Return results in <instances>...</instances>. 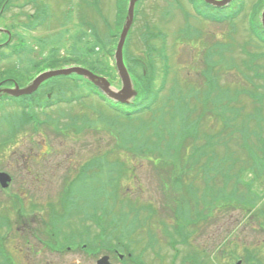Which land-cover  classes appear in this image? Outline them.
<instances>
[{"label":"rangeland","instance_id":"obj_1","mask_svg":"<svg viewBox=\"0 0 264 264\" xmlns=\"http://www.w3.org/2000/svg\"><path fill=\"white\" fill-rule=\"evenodd\" d=\"M42 2L50 4V0ZM126 2L85 1L86 17L104 41L97 52L89 50L95 39L88 38V26L80 25L81 10L65 18V8L56 5L62 1L54 0L47 27L30 32L25 28L26 14L33 11L12 8L0 16V27L8 26L14 34L11 44L23 42L27 53L0 59V80L8 78L25 87L49 71L89 66L112 90L120 91L113 44L106 45L110 38L116 42L114 36L121 32L118 12ZM259 2L244 0L243 12L224 25L203 22L184 5L190 14L187 28L198 32L196 44L209 57L206 64L212 70L213 89L205 88L203 77L197 78L205 57L193 52L194 43L181 34L182 13L175 11L165 27V12L175 7L167 0H143L124 51L125 56L144 57L145 63L154 65L155 74L149 75L148 83L151 88H165L154 106L131 118L90 99L39 112L49 97L60 94L59 88L65 95L78 92L65 78L53 80L30 96L37 119L45 123L37 132L25 121L21 108L0 105V171L14 175L10 187L0 193L2 257L7 255L14 264H90L91 260H82L85 254L79 248L67 250L70 242L64 237L92 227L91 215L98 213L107 228L100 243L109 241L119 249L125 245L144 264H236L248 256L264 264V44L249 28L264 9ZM241 9L232 3L221 13L230 16ZM147 26L154 32L167 30L168 64L172 65L167 84L163 83L164 62L156 54L160 44L145 40ZM5 41L0 35V43ZM151 47L155 62L147 51ZM48 57L53 61L49 63ZM76 58L79 64L67 61ZM192 62V67H198L194 77L188 76ZM142 66L134 65L137 74H142ZM146 99L145 94L141 101ZM67 154L72 162L69 168ZM96 158H100L97 163H89ZM87 163L95 167L91 170L95 175L73 186L80 199L67 220V216L60 218L65 211L60 199L75 198L64 193L67 181L77 177L81 166L82 178H88ZM233 191L234 201L229 199ZM211 199L225 205L212 212ZM243 201L248 210H242ZM55 209L60 217L52 227ZM20 210L26 211V217H16ZM198 215L202 218L196 222ZM8 218V225H1ZM17 220L25 221L27 232L20 229L18 233L12 224ZM120 235L124 239L119 244ZM105 251L100 249L101 256Z\"/></svg>","mask_w":264,"mask_h":264},{"label":"water","instance_id":"obj_2","mask_svg":"<svg viewBox=\"0 0 264 264\" xmlns=\"http://www.w3.org/2000/svg\"><path fill=\"white\" fill-rule=\"evenodd\" d=\"M138 0H131V4H130V8H129V15L127 18V22L126 25L124 27L122 36H121V40L119 42L118 45V49H117V53H116V63H117V68L120 74V77L123 81V90L121 92V95H118L116 93H113L110 91L109 89V84L106 82V80L104 79H99L97 77H95L93 74H91L89 71L84 70V69H79V68H73V69H67V70H62V71H53V72H48L45 73L41 76H39L33 83L31 86L27 87L26 89H19V87L17 86L15 89H9V90H4V92L11 94L13 96H22V95H28V94H32L33 92H35L40 84H42L43 82H45L46 80H49L53 77L56 76H61V75H70L73 73L79 74V75H83L85 77H87L88 79H90L92 82L96 83L101 89L102 91L108 95L111 98H120L123 96V98L126 100L132 98L133 96L136 95V93L133 91V87H132V83H131V79L130 76L127 72V69L124 65V61H123V47H124V43L126 40V37L128 35V32L130 30V27L133 23V17H134V6L135 3ZM232 0H224V1H215V0H206V2L217 6V7H223L225 5H227L228 3H230ZM262 26L264 28V12L262 14ZM3 179L2 182L6 183V181H8V178L6 175H2ZM106 260H103V262H105ZM106 264V263H103Z\"/></svg>","mask_w":264,"mask_h":264},{"label":"flooded vegetation","instance_id":"obj_3","mask_svg":"<svg viewBox=\"0 0 264 264\" xmlns=\"http://www.w3.org/2000/svg\"><path fill=\"white\" fill-rule=\"evenodd\" d=\"M65 163H67V167L66 168L72 167V162L70 160V155L69 154H67L65 156ZM76 169H77V167H76ZM8 174L12 177V181H13L14 175L11 172H8ZM78 175H79V173H78ZM12 181H11V183H12ZM78 181H79V179L76 178V177H74V179L72 180V182H68V184H70V185L71 184H75V183L77 184ZM2 192H4V189L0 187V193H2ZM1 202H3V201H0V205H1ZM22 213H23V211L20 210L18 212V216H16V217H18V218L26 217L25 215H22ZM19 222H20V220H17V221L12 222V224L15 227V229L16 230L18 229V231H20V229H23V232L24 231L26 232L27 229H28L27 225L25 224V227L21 228L20 227L21 223H19ZM7 223H8V221H7ZM92 223H93V226L92 227H88L87 229L83 230L80 233V234H83V235L81 236L80 241L79 240L77 241V244H78V248L79 249H87L89 247H92L93 248L92 255L91 254H86L83 251V253L85 254V256H84V258L82 260L88 259V260H91L89 262L90 264H95L99 260V258L101 257V255L99 254V247H100L99 230L96 231L97 222H96L94 216H92ZM27 243H28L30 249L33 248L30 242H27ZM113 250H114V252L106 254V255H108L110 257V259H113L116 255H118L117 250L116 249H113ZM95 256H97V257H95Z\"/></svg>","mask_w":264,"mask_h":264},{"label":"trees","instance_id":"obj_4","mask_svg":"<svg viewBox=\"0 0 264 264\" xmlns=\"http://www.w3.org/2000/svg\"><path fill=\"white\" fill-rule=\"evenodd\" d=\"M141 73L142 74H139V76H138V80L140 81L139 82V85H140L139 87H141L140 89H141L142 92L144 91L145 93L148 94L149 88H148V91H147L146 88H145V85H143L144 84V74H143V72H141ZM152 89H153V87L152 88L150 87V91L149 92H152Z\"/></svg>","mask_w":264,"mask_h":264}]
</instances>
